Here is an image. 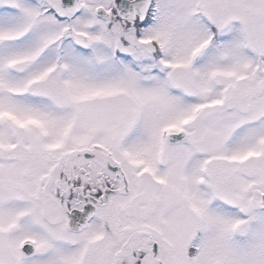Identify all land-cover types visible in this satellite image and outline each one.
<instances>
[{
  "label": "snow or ice",
  "instance_id": "obj_1",
  "mask_svg": "<svg viewBox=\"0 0 264 264\" xmlns=\"http://www.w3.org/2000/svg\"><path fill=\"white\" fill-rule=\"evenodd\" d=\"M0 264H264V0H0Z\"/></svg>",
  "mask_w": 264,
  "mask_h": 264
}]
</instances>
